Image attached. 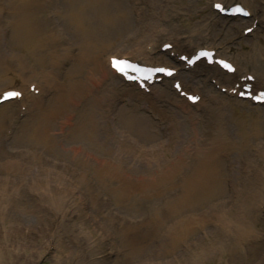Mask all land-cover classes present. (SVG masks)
Instances as JSON below:
<instances>
[{
    "label": "rangeland",
    "instance_id": "1",
    "mask_svg": "<svg viewBox=\"0 0 264 264\" xmlns=\"http://www.w3.org/2000/svg\"><path fill=\"white\" fill-rule=\"evenodd\" d=\"M212 1L117 0L116 7L122 8L127 19L122 21L121 28L113 35L109 54L115 55L121 48H131L135 44H129L126 40L142 31V35L151 38L161 34L157 47L161 43L172 44L173 40L181 43L184 38L190 37L188 39L199 48H218L219 56L232 61L240 69L243 67L245 73L264 71V0H231L229 3L241 4L250 11L253 8L260 9L256 30L245 37H242L241 32L251 22L219 16L212 11ZM215 1L228 6L225 0ZM1 3L4 0H0ZM44 22L51 29L59 31L61 47L76 46L77 37L65 30L62 18L53 14L50 21ZM233 24L236 26L230 29ZM1 31L0 28V52L15 55L32 68L25 48L16 46L11 37ZM200 37H204L203 40ZM211 38L214 39L213 45L209 44ZM155 52L156 63L173 66L168 53L162 55L159 48ZM204 75L206 73H196L197 78L193 81L222 100L223 107L208 100L204 106L188 107L187 112L175 113V119L168 110H178H172V103L166 98L150 101L158 108L159 116L156 113L152 115L142 105L140 107V101L132 98L131 106L135 108H127L131 115L126 114V118L131 117L135 121L137 115L142 121L138 122L136 128L127 126L126 130L120 127L118 121L110 123V134H115L110 147L117 148L120 136L127 146L122 147L125 148L123 154L116 150L117 154L113 156L122 171L104 186L83 174L82 161L77 163L74 160L71 148L76 144L87 146V143H74L65 139L53 152L44 154L47 159L43 165L46 174L33 173L28 176L30 181H41L48 176V171L60 173L59 181L51 184V191L45 187H35L34 192L33 183L26 186L31 190L23 188L20 181L22 175L18 170L0 172V179L12 177L17 181V185L13 183L12 188L9 185L6 192H2L0 185V264H185L167 251L170 240L168 226L186 217L197 219L198 215H205L209 211L208 207L220 212L234 226L230 234L235 237L238 224H256L253 227L250 224L249 228L258 230V239L254 242V248L244 251L253 253L252 258L235 256L229 259L227 254L216 253L212 261L206 264H264V192L262 195L250 194L248 191L237 193L228 184L225 190L219 191L201 207L191 205L181 208L179 202H174L182 195L178 183L172 188L168 185L152 188L153 176L173 164L175 153L183 145L191 142L212 145L219 141L216 122L221 117L227 132L224 141L228 145L250 146V149H233L230 145L231 152L222 155V159L231 166L230 169L236 170L240 178L251 179L249 181L253 187L260 191L255 185L256 175L264 176V106H254L233 96L228 97L226 93L215 89L208 77L207 81H199ZM169 83L163 82L160 86L167 88ZM6 88L16 89L11 85L3 89ZM124 103L122 101L120 104ZM174 123L177 124L175 131L172 128ZM11 134L12 130H9L5 134L6 140L0 142V166L13 161L16 164L23 163L27 170L30 166L28 160L34 150L27 144H21L17 138H11ZM100 138L105 139L106 133L102 132ZM104 141H110V138ZM130 148L134 153H129ZM90 150L96 155L100 153L93 148ZM190 158L192 162L195 161L194 154ZM253 195L256 208L248 201ZM172 203L177 207H172ZM209 214L213 216V212ZM207 222L206 231L197 238H191L193 246L196 239L199 241L197 244L222 241L213 237L219 228L215 218H209ZM226 247L229 253L239 252L234 250L232 240L227 242ZM175 253L179 255V252Z\"/></svg>",
    "mask_w": 264,
    "mask_h": 264
},
{
    "label": "bare ground",
    "instance_id": "2",
    "mask_svg": "<svg viewBox=\"0 0 264 264\" xmlns=\"http://www.w3.org/2000/svg\"><path fill=\"white\" fill-rule=\"evenodd\" d=\"M116 1L4 0V3L0 4L1 30L8 37H11L16 46L25 48L26 56L31 60L32 65L31 68L26 61L17 58L15 55L0 52V93L10 89H3L9 85L18 88L13 90H18L21 93L18 101H9L0 106V134L3 135L0 136V142L6 140L4 132L12 129L11 138H17L21 144H27L34 150L28 160L30 166L27 170L23 163L16 164L11 161L0 166V172L20 171L22 175L20 181L21 186L24 185L23 188L33 183V190L35 187L50 189L53 182L59 181L61 174L48 170V176L46 175V178L41 181H33L32 179L30 181L28 176L33 173L46 174L43 165L47 159H45L44 154L53 152L63 139L74 141V143H87V146L76 144L71 148V152L75 162L82 161L83 174L89 175L100 186L106 185L110 178L114 179L115 176H118L122 167L113 156L117 152L123 154L125 148L122 149V147H126L127 144L124 138L120 136L117 148L112 149L110 142H112V137L115 134H110L109 127L111 122L118 121L120 127L126 130L127 126L136 128L138 122L142 121L137 115L135 121L131 117L126 118V114L131 115L127 108H135L131 106L132 98L143 102L145 109L150 107V101L169 98L172 102V110H178L177 112L168 110L169 115L174 116L175 119L177 116L175 113L187 112L188 107H191L184 100L179 99L170 90L171 88L169 89V86L167 88L153 86L149 95L140 91L136 92L132 85L124 84L109 68V59L113 56L122 55L139 59L147 65H154L157 60L154 58L156 49L165 44L156 46L158 40L161 39V34L151 38L149 35H142L143 32L139 31L126 40L129 44L133 42L135 45L129 49L121 48L115 55H110L113 35L121 28L122 21L127 19L121 11L122 8L116 7ZM225 1L227 4L231 3V0ZM214 4L213 2L211 8ZM248 5L251 4L248 3ZM259 11L260 9L257 8L250 11L253 16L251 23L257 19ZM53 14L63 19L65 30L76 35L75 47H61L59 31L56 28L51 29L44 22L45 20L50 21ZM235 19L239 22L244 21L240 18ZM234 26L236 25L233 24L229 28L234 29ZM188 38H184L181 43L173 40L174 49L172 52L178 53L185 48L188 51L192 45V41ZM203 38L200 37V40ZM209 41V44H214L213 38ZM193 48L197 50L198 47ZM242 69L244 68L237 69L236 73L239 78L244 76L241 73ZM180 70L178 72L177 69V76L184 85V91L189 92V88H191L194 90L193 92L200 93L199 105L203 106L208 100L214 101L215 97L211 92L193 81L197 78L196 73L189 72L186 75ZM203 72L206 75L199 81H207L211 76L220 84V87L229 89L238 82L234 76L224 75L216 67L211 68V73L202 69L199 70V73ZM253 74L256 78L255 88H262L264 86V71L253 72ZM32 85H35L36 89L39 90L37 95L29 92ZM122 101L125 103L121 105ZM216 103L223 107L222 100L219 98L216 99ZM21 107H25L24 112ZM115 111L116 114H114ZM21 113L25 114L24 117L21 120H15L14 115L19 117ZM188 113L192 115L191 112ZM216 127L220 131L217 132L219 141L212 145H203L197 142L183 145L178 153H175L173 164L153 176L152 188H164L167 185L172 188L174 184L178 183L182 189V195L179 200L174 202H179L181 208L191 205H193L192 207H201L219 191L225 190L228 184L237 193L244 191V193L262 195L264 176L256 175L257 183L255 186L259 187L260 191H258L249 181L251 179L240 178L239 174L235 173L236 170L230 169L231 166L221 157L231 152V146L233 149L240 147L250 149V146L247 144H238L237 146V144L232 145L230 143L231 146L228 145L224 141L227 132L221 117L216 122ZM172 128L174 131L177 130V124L174 123ZM102 132L106 133V138L109 137L110 141H104L106 138H100ZM90 148L98 150L99 155L92 153ZM261 148L263 149V147ZM132 152L134 153V150L130 148L129 153ZM189 154L192 157L194 154V162L191 161L192 158ZM168 173L170 175H167ZM82 178L85 176L82 175ZM13 183L17 185V181L13 180L12 177L7 180L1 178L2 192H6L9 185L11 187ZM254 195L248 201L253 208H256ZM171 206L177 207L173 203ZM180 207L177 208L178 212ZM242 207L244 206L242 205ZM242 207L240 208L242 209ZM207 209L209 211L205 215H198L197 219L186 217L168 226L167 234L170 240L169 245L167 244V251L170 254H175L178 260H183L185 264L209 263L216 253L217 255L227 254L229 259L235 256L252 258L253 253L244 251L255 247L254 242L258 239V230L250 229L251 223L238 224L237 236L235 237L230 234L234 226L227 222L220 212L213 211V208L210 210V207ZM211 212H213V216L209 214ZM212 217L215 218L219 227L217 235H213V237H218L222 241L216 244L206 241L197 244L199 241L196 239L193 246L191 238L193 236L197 238L199 234L204 233L208 225L207 221ZM251 226H256V224H251ZM210 236H212L211 231ZM229 240L233 241L234 250L237 249L238 253L227 251L226 245ZM182 249H185L186 252H180ZM175 251L179 252V255Z\"/></svg>",
    "mask_w": 264,
    "mask_h": 264
},
{
    "label": "snow or ice",
    "instance_id": "3",
    "mask_svg": "<svg viewBox=\"0 0 264 264\" xmlns=\"http://www.w3.org/2000/svg\"><path fill=\"white\" fill-rule=\"evenodd\" d=\"M215 7L217 8V10L223 12L224 9L221 7L220 4H216ZM232 14L233 15H243V16H248L249 13L247 11H245L243 8L241 7H238V8H235L232 10ZM252 29L249 28L248 31H251ZM206 56H209V53L207 52H201L199 54V56L197 57V59H199V57H206ZM189 63H193L194 61L192 60H189L188 61ZM218 63L221 64V66L228 70V71H233L231 65L223 62V61H219ZM112 67L114 69H116L118 72L122 73V74H127V71L130 69L131 71H139V69H136L134 66L132 65H129L127 61H122V60H118V59H113L112 60ZM156 72H162V73H165L166 75H172L171 71H168L164 68H157L155 70ZM131 79V77H129ZM145 79H147V77H145ZM249 79H252L251 77H249ZM180 86L177 85V88H179ZM245 93H241V95H244ZM20 96V92L18 91H8L6 93L3 94L2 97H0V101H7V100H11V99H15V98H18ZM190 99L193 100V102H195V99L194 97H190ZM257 100L259 101H264V94H262L261 96L257 97L256 98Z\"/></svg>",
    "mask_w": 264,
    "mask_h": 264
}]
</instances>
